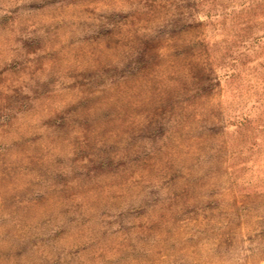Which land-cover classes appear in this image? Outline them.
Returning a JSON list of instances; mask_svg holds the SVG:
<instances>
[{
    "label": "rangeland",
    "instance_id": "rangeland-1",
    "mask_svg": "<svg viewBox=\"0 0 264 264\" xmlns=\"http://www.w3.org/2000/svg\"><path fill=\"white\" fill-rule=\"evenodd\" d=\"M0 264H264V0H0Z\"/></svg>",
    "mask_w": 264,
    "mask_h": 264
}]
</instances>
